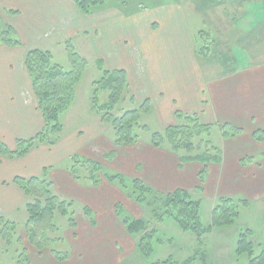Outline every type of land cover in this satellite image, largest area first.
<instances>
[{
  "label": "crops",
  "instance_id": "crops-1",
  "mask_svg": "<svg viewBox=\"0 0 264 264\" xmlns=\"http://www.w3.org/2000/svg\"><path fill=\"white\" fill-rule=\"evenodd\" d=\"M207 1L203 0L202 3ZM222 1L224 3L226 0ZM154 9L137 17L131 13H120V21L115 20L119 16L117 12L102 13L97 10L93 14L98 16L93 26L98 35L93 40L95 52L107 69L127 71L135 95L139 100L151 101L152 109L163 129L177 123V110L197 114L204 123H230L243 129L239 135L226 138L224 165L210 164L208 175L215 179L214 183L219 189L216 192L222 195L239 194L249 199L264 196V159L258 160L257 170L254 174L247 173L246 177V173L242 172L245 168L242 158L238 156L243 152L254 156H262L264 153V141H258L253 136L257 129H264V66H248L231 74L221 72L220 75H205L185 11L174 3L162 10ZM9 10L18 12L14 15L15 18L10 14L7 16ZM78 13L87 16L79 10L74 0H0V15L13 24L24 40L21 46L0 45V138L12 148L17 139H30L44 127L40 110L32 108L31 104L27 105L28 93L30 90L33 92L32 81L26 67L27 75L21 70V64L24 63L25 66L26 52L32 47L30 43L40 38L54 39V32L74 35L77 33L76 29L67 28L66 20L79 18ZM151 20L157 21L149 30L148 23ZM16 64L19 66L18 70H10ZM93 135L89 132L87 136L82 135L80 129L78 134L75 132L71 143L62 144L60 141L54 146L41 145L25 157L2 158L0 211L7 214L19 209L23 202L25 194L13 183L16 175H41L45 167H51L49 176L54 183L55 192L66 199L82 201L95 215L96 223L92 225L88 221L90 226L93 229L100 226L102 217H107L112 211L111 206L106 204L104 212H98L100 207L97 202L98 197H101L98 187L102 183L97 186L79 184L70 170L55 169L60 161L72 154L81 153L85 157H92L86 152L85 143L92 142ZM136 145L138 144L125 145L131 149H126L124 155V152L119 153L123 162L121 172L138 176L163 192L180 188L190 190L197 178L199 180L198 162L180 166L178 155L168 149L148 145L136 151L132 149ZM136 160H140L139 170L138 166H133ZM244 179L249 180L251 185L240 182ZM245 190L250 191L247 193ZM100 206L103 208L102 204ZM112 212L110 222L114 221ZM85 224V220L77 221V229ZM107 231L113 233V229ZM86 235L77 233L80 245L90 241L84 238ZM100 238L110 239L107 233L100 235ZM48 258L42 263L37 259L32 263L44 264L47 261L45 264H71L74 261L72 254L66 262Z\"/></svg>",
  "mask_w": 264,
  "mask_h": 264
},
{
  "label": "rangeland",
  "instance_id": "rangeland-1",
  "mask_svg": "<svg viewBox=\"0 0 264 264\" xmlns=\"http://www.w3.org/2000/svg\"><path fill=\"white\" fill-rule=\"evenodd\" d=\"M202 1L203 0H111L99 10H101L100 12L102 13L110 11L119 13L118 19L116 18L115 20L120 21L121 15L124 13H131L137 17L142 13H144L143 15L149 13L153 8H155L154 11L162 10L174 3L177 7L185 11L186 21L194 36L196 53L200 59L199 62L201 67L205 71V75L211 76L212 73H219L217 75H220L221 72L231 74L240 68L248 66L263 67L264 0H226L222 4L212 5L206 10H203L201 7L203 4ZM250 1H252V3H250ZM8 15L7 13V16ZM79 15L80 17L77 19L70 18L66 20L67 28L72 30L74 27L76 29L77 33L74 35L67 36L65 32H54V34H52L54 39L40 38L31 41L32 43L30 44L32 46L31 49L39 48L51 51L54 60L67 70L72 68V63L69 60L66 49L68 41L72 42L77 52L88 61V66L83 77L76 86V99L62 115L64 130L59 135V142L61 141L62 144L66 142L71 143L74 139L75 132L78 134L80 129L82 135L86 134L87 136L88 132L93 133L92 142L85 143V150L89 152L92 157H85L83 154L80 155L81 153L72 154L70 157L60 161L55 166V169L69 170L68 168L70 167V169H74L72 175L77 183L92 185L84 178V176L86 177L89 175V171L83 170L85 172L83 174L82 163H80L82 159L79 160V157L73 159L75 155L98 162L102 165L104 170L110 173H122L123 171L121 172L120 167H122L121 165L123 162L119 153L121 154L126 151V149L131 148L117 146L115 144V135L112 126L102 121L101 114H98L93 106V96L96 89L94 83L101 79L103 73L96 62L100 58L95 52L93 44V40L98 37L93 27L98 16ZM11 17L15 18L14 15H11ZM1 19L4 25H13L3 18V16ZM155 21L157 20H151L148 23L149 30ZM200 31L203 33L200 34ZM16 34L18 39L23 43V38H21L18 32ZM18 68L19 66L16 64L13 68H10V70L15 72ZM21 70L23 74L27 75L24 63L21 64ZM97 95L100 98V103H105L108 100L109 91L99 90ZM133 95L135 97L134 100L131 98ZM143 101L144 100H139L137 98L130 85V88L124 93L123 98L115 108L114 114L120 116L126 110L138 108ZM28 104H31L32 108L37 107L38 109L37 101L32 90L28 93L27 105ZM159 122L153 110H151L150 113L141 114L139 121L141 126L137 129L141 140L137 143L138 145L132 149L139 151L144 146H150L152 133L163 129L162 124ZM144 124L149 127L146 131L141 129ZM217 124L223 123L216 122L212 124L213 128L209 134L205 133L203 137L211 141L213 146L222 152L223 161L220 164L224 165L227 154V148L225 146L226 138L223 137L221 129ZM200 142L201 137L196 138L195 143L198 148L193 154L205 150L204 144H200L201 146L199 145ZM63 150L65 151V148H63ZM182 153L185 155L187 154L186 151ZM124 154L125 152L123 155ZM231 154L232 151L230 155ZM238 156L242 158V165L245 168L242 166L241 168H244L242 172L246 173V177L247 173L252 174L257 170L256 162L264 159V156L249 155L247 152L240 153ZM75 161H79V163L76 162L74 164ZM139 161L140 160L134 161L133 165L134 167L135 165L136 167L138 166V170L140 169ZM197 168L200 173L203 169V165L198 163ZM9 171L13 170L9 169ZM122 174L129 178L138 177L132 176L126 172ZM100 177L102 184L100 183L101 185L98 187V190L100 189L101 197H98V201L96 199L97 197L95 198V196H93V198L98 201L97 203L100 207L98 208V212H104L106 204L111 206L113 212L107 207V209L110 210V215L107 214V217H102L100 226L93 229L89 224L90 220L88 216L85 214L84 203L80 200H76L72 208L75 212V219L80 222L85 220L87 224L84 226L81 225L80 229H73L70 227L68 217L57 214L54 222L58 229L54 233H49V236L53 239L55 238V240L50 242V247L44 248L41 253L30 242L29 235L26 231V221L28 218V213L25 209V204L27 202L26 196L23 197V202L19 209L8 212L7 214L0 211L6 217L17 223V229L15 230L12 243L9 245L3 240L0 241V264H17L18 260L26 254L30 259L32 258L31 261H36L37 259L40 263L47 257L56 260L50 249L70 252V257L71 254L74 256V261H72L74 264H151L152 261L166 260L169 257L176 259L179 264H249L247 255L240 256L236 252L240 228L250 229V239L255 245H264V196L258 199H249L247 196L239 194L222 195L216 192L219 191V189L217 184L214 183L215 179L209 178L211 176L207 174L204 183L197 178V182L188 192L193 195L194 199L202 200L201 213L205 224L210 223L213 208L220 197L246 198L250 202V205L241 207V217L234 225L214 227L211 232L203 237L202 242L194 233L182 231L174 221L170 219L158 220L154 216L153 210L155 209V205L152 203L157 202L158 206L156 207L159 208L160 201L158 202V200L164 199L165 193L168 192H163L154 188L156 190L157 201L151 200L150 203L146 202L145 204H139L137 201L130 198L118 185L109 183L103 171ZM217 182L220 186L219 181ZM240 182L243 184L247 183V186L251 185V182L246 179ZM245 191L249 193L248 191L250 190ZM100 204L103 205V208ZM117 204H122L124 209L127 208V213L134 218H143L146 220L148 224L146 231H151L155 240L151 256H145L140 252L139 242L144 233L135 237L127 231L124 223L118 216ZM72 209H70V212L73 211ZM111 212L114 217V221L112 222H110L112 219ZM107 229H113V233H108ZM79 232L87 234L84 238L90 241H86L80 245L77 237V233L79 234ZM106 233L109 235L110 239L102 240L100 235H106ZM56 239L59 240L57 241ZM23 251L25 252L23 253ZM21 253H23V255ZM39 255H41V258H39ZM69 260L70 258L66 261ZM46 262H44V264Z\"/></svg>",
  "mask_w": 264,
  "mask_h": 264
},
{
  "label": "trees",
  "instance_id": "trees-1",
  "mask_svg": "<svg viewBox=\"0 0 264 264\" xmlns=\"http://www.w3.org/2000/svg\"><path fill=\"white\" fill-rule=\"evenodd\" d=\"M110 1L74 0L79 10L85 15H93L99 8ZM222 3V0H208L201 7L206 10L212 5ZM7 13L10 15L18 14L15 10H9ZM1 18L2 16L0 15V45L9 47L21 46L22 42L17 37V30L13 25H4L1 22ZM202 33L200 31V34ZM66 49L69 60L72 63V68L69 70L57 63L49 50L34 48L26 52L25 67L31 77L37 106L44 119V127L30 139H17L13 148L0 138V162L2 158L15 159L25 157L33 149L41 145L54 146L59 142V135L64 130L62 115L75 101L76 86L81 81L88 66V61L77 52L72 42H67ZM96 62L103 73L101 79L94 83L96 89L93 96V106L97 113L101 114L102 121L112 126L117 146L137 144L141 140L137 132L138 127L141 126V123H139L141 114L150 113L153 110L151 101L146 99L138 108L126 110L122 115L116 116L114 114L115 108L123 98L124 93L130 88L128 73L125 69H107L102 59H98ZM99 90L109 91L107 102L100 103V98L97 95ZM131 98L134 100V95ZM175 117L177 120L176 124L152 133L150 144L156 148L168 149L177 154L180 166L190 162L201 163L203 169L199 173V179L204 183L209 172V165L211 163L220 164L223 161L222 152L213 146L211 141L203 137L205 133L209 134L213 125L204 123L197 114H187L180 110L176 111ZM217 125L221 129L224 138H232L243 132V129L230 123ZM141 129L146 131L149 127L144 124ZM253 136L258 141H264V129H257L254 131ZM199 137H201L199 145L204 144L205 150L193 154L198 148L195 142L196 138ZM183 151H186L187 154H183ZM263 156L264 153L262 154ZM77 157H79V160L82 159L80 161L83 167L82 171H89V175L84 176V178L90 184L94 186L100 185L102 181L100 176L103 171L106 180L118 185L130 198L139 204L150 203L151 200L157 201L154 187L140 177L129 178L122 173H110L94 160L78 155H75L73 159ZM76 162L79 163V161H75L74 164ZM68 169L71 173L74 171L70 167ZM50 170L51 167H45L41 175L30 177L16 175L13 178V183L23 191L27 198L25 204V209L28 213L26 231L30 242L40 253L44 248L50 247V242L55 240V238L53 239L49 236V233H54L58 229L54 222L57 214L68 217L70 227L73 229L77 228L75 212L72 209L76 202L62 198L55 192L54 183L49 176ZM84 171L83 174L85 173ZM165 194L164 199L158 200V202L160 201L159 208L156 207L158 206L157 202L152 203L155 205L154 216L158 220L170 219L174 221L182 231L194 233L200 240L211 232L214 227L234 225L241 217V207L250 205L249 200L246 198L220 197L213 208L210 223L205 224L201 213V199H194L193 195L183 188ZM116 208L118 216L131 235L136 237L144 233L139 242V250L145 256H151L155 240L153 233L146 231L148 226L146 220L129 215L122 204H117ZM70 209L73 211L70 212ZM84 211L90 223L94 225L96 220L92 209L84 206ZM16 229L17 223L0 212V241L3 240L10 245ZM250 234V229L240 228L236 252L240 256L247 255L249 264H264V245H255L250 239ZM56 240L58 241L59 239ZM50 250L55 259L60 262L70 258V252ZM23 253L21 254L23 255ZM17 264L33 263L26 254L18 260ZM151 264H179V262L169 257L166 260L152 261Z\"/></svg>",
  "mask_w": 264,
  "mask_h": 264
}]
</instances>
